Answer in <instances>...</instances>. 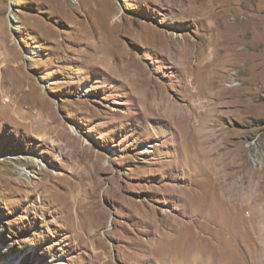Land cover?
<instances>
[{
  "label": "rangeland",
  "instance_id": "rangeland-1",
  "mask_svg": "<svg viewBox=\"0 0 264 264\" xmlns=\"http://www.w3.org/2000/svg\"><path fill=\"white\" fill-rule=\"evenodd\" d=\"M0 264H264V0H0Z\"/></svg>",
  "mask_w": 264,
  "mask_h": 264
},
{
  "label": "bare ground",
  "instance_id": "bare-ground-1",
  "mask_svg": "<svg viewBox=\"0 0 264 264\" xmlns=\"http://www.w3.org/2000/svg\"><path fill=\"white\" fill-rule=\"evenodd\" d=\"M194 2V1H193ZM212 2H214L215 4L216 3H218V2H220V0H212ZM215 12V11H214ZM213 12V13H214ZM206 14V13H205ZM229 15H230V12L228 11V13H225V15L220 19V22L224 19V18H228L229 17ZM206 16H204V18H205ZM185 49H184V47H183V51H184ZM182 51V52H183ZM126 60H128V58H126V59H123V62L124 63H126ZM133 59L132 58H130L129 59V64H125L124 65V67L127 69V67H131L132 66V61ZM145 81H146V86L148 87V84H150L149 82H150V80L149 79H145ZM144 81V82H145ZM145 87V86H144ZM150 88V87H149ZM148 88V89H149ZM152 97V96H151ZM147 100V103H149V95L146 93V99H145V101ZM151 102H153V103H158V107L156 108V109H154V111H153V113H158L159 115H165L166 113H168V114H171L170 116V119H173L174 117L172 116V115H176V113H179V110H183L182 109V106L179 104V103H177L174 99H172V98H170L167 94H164L163 92H161L160 94H158V97H156V99L154 100V101H151ZM148 107V106H147ZM184 107V106H183ZM189 109H191L192 110V114H191V116H192V120L194 121V122H196V119L195 118H197L196 116H197V114H200V112L198 111V109H202L203 107H201V108H194L193 106H190V107H188ZM209 113H210V110H209ZM208 116V115H207ZM174 120V119H173ZM196 124V123H195ZM215 126H216V124H214ZM213 125V126H214ZM211 128V127H210ZM208 127H203V129H201L199 132L201 133V131H202V135H203V137H205L206 135H209L210 136V138L212 137V133H213V131L211 132V131H209L208 132ZM208 141H211V139L209 140L208 139ZM208 143V142H207ZM202 145H204V143L202 144ZM224 156V155H223ZM215 157H217V154H216V151H215V148L214 147H212V149L210 150V152H209V155L208 156H206V158L209 160V162L211 163V164H215L216 162V159H215ZM222 158V157H221ZM210 168H211V166H210ZM240 192V191H239ZM245 198H238L237 196L234 198V200L233 201H235V202H237V204H241L242 202H243V200H244ZM256 204V203H255ZM255 204H253V205H255ZM255 207H256V205H255ZM136 208H138V205H136ZM140 208V207H139ZM141 209V208H140ZM140 212H141V214L145 217L147 214H148V211H144L143 209H141L140 210ZM150 213V212H149ZM153 214V213H152ZM150 217V220L152 221V222H154V220L155 219H153V215H150L149 216ZM149 217L146 219V217H145V222L146 223H148V224H150V222H148V220H149ZM163 220H162V224H164L163 222H166V217H164V218H162ZM234 221H233V223H231L232 225H230L231 226V229H228V225H227V227H225V226H221V225H215L214 224V221L212 222V221H209L210 222V228L209 229H207V230H203L204 231V237L205 238H207V237H213V239H215L219 244H222L223 246H224V242H223V239H224V237H226V236H231V237H233V238H235V240L238 242V239H239V237L241 236V231L244 229V226H243V222H242V220L241 219H239V220H236V219H233ZM145 223V224H146ZM157 223H158V220H157ZM159 224H161V223H159ZM161 224V225H162ZM156 225V224H155ZM155 225H153V226H155ZM198 232H200V234H201V232L202 231H198ZM228 233H229V235H228ZM206 234V235H205ZM167 234H160L159 236H160V238L161 239H165V238H168V239H166V240H169V238H171V237H169V236H166ZM173 239L174 238H172V239H170V240H172L173 241ZM149 248V247H148Z\"/></svg>",
  "mask_w": 264,
  "mask_h": 264
}]
</instances>
